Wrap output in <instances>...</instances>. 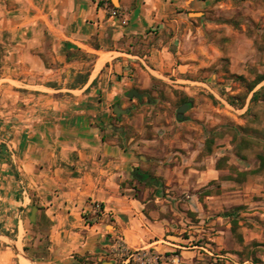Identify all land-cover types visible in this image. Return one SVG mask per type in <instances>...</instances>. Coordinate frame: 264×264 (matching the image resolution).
I'll return each mask as SVG.
<instances>
[{
  "label": "rangeland",
  "instance_id": "rangeland-1",
  "mask_svg": "<svg viewBox=\"0 0 264 264\" xmlns=\"http://www.w3.org/2000/svg\"><path fill=\"white\" fill-rule=\"evenodd\" d=\"M183 2L165 10L163 26L154 24L138 39L149 45L144 60L126 64L127 73L113 70L119 93L99 95L106 101L104 138L113 137L131 156L123 191L144 202L149 218L171 235L165 240L177 245L162 241L168 249L142 252L120 244L105 264L112 256L116 264H125L123 258L128 264H264V78L251 88L264 77V0ZM5 54L0 42V162L24 190L15 135L25 122L21 114L38 115L37 92L30 75H3L22 69L7 64ZM132 89L142 96H128ZM3 208L0 233L15 238L26 229L33 255L34 209L20 214L25 222L17 227L21 208L8 199ZM47 244L43 237V255Z\"/></svg>",
  "mask_w": 264,
  "mask_h": 264
},
{
  "label": "crops",
  "instance_id": "crops-1",
  "mask_svg": "<svg viewBox=\"0 0 264 264\" xmlns=\"http://www.w3.org/2000/svg\"><path fill=\"white\" fill-rule=\"evenodd\" d=\"M111 2L117 15L93 0H0L5 61L22 68L3 75H30L38 114H21L25 122L15 135L24 190L0 162V217L8 210L3 208L7 199L21 208L17 227L25 222L20 216L34 209L29 221L35 230L33 255L25 247L26 229L15 238L0 233V264H23V258L29 264H105L107 253L120 244L142 252L168 249L162 241L174 244L149 218L145 203L123 191L131 156L113 137L104 138L106 101L99 95L119 93L121 82L113 80V70L127 73L126 64L144 60L149 45L138 39L154 24H165L167 8L184 2ZM43 237L48 240L44 255ZM109 259L116 264L114 256Z\"/></svg>",
  "mask_w": 264,
  "mask_h": 264
},
{
  "label": "water",
  "instance_id": "water-1",
  "mask_svg": "<svg viewBox=\"0 0 264 264\" xmlns=\"http://www.w3.org/2000/svg\"><path fill=\"white\" fill-rule=\"evenodd\" d=\"M116 5H117V2H118V0H112ZM118 6V5H117ZM128 96H133V95H135V96H137V97H141L142 96V94L138 91V90H136V89H132V90H130L128 93ZM116 106H118V105H115V107ZM187 106H190V103L189 102H186V103H183L179 108H178V112H177V117L179 118V119H183L184 118V112L187 110ZM115 107H114V109H115ZM119 107V106H118ZM116 111V110H115ZM121 111H124V110H122L121 109ZM117 112V111H116ZM118 113V112H117ZM137 176L138 177H140V178H143L144 177V175L142 174V175H139V174H137Z\"/></svg>",
  "mask_w": 264,
  "mask_h": 264
},
{
  "label": "built area",
  "instance_id": "built-area-1",
  "mask_svg": "<svg viewBox=\"0 0 264 264\" xmlns=\"http://www.w3.org/2000/svg\"><path fill=\"white\" fill-rule=\"evenodd\" d=\"M95 1L96 3L98 4H101V5H104V6H108L110 7V3H111V0H93ZM111 13L112 15H117L118 14V10L116 8H114L112 5H111Z\"/></svg>",
  "mask_w": 264,
  "mask_h": 264
},
{
  "label": "trees",
  "instance_id": "trees-1",
  "mask_svg": "<svg viewBox=\"0 0 264 264\" xmlns=\"http://www.w3.org/2000/svg\"><path fill=\"white\" fill-rule=\"evenodd\" d=\"M111 5H112V2H111ZM112 6H113V5H112ZM113 7H114V6H113ZM115 8H117V7H115ZM263 78H264V77L257 79V80L254 82V84L251 86V88L254 87L257 83H259ZM260 159H261V167L264 168V155H261V156H260ZM143 175H144V177H146V174H143ZM144 177H143V178H144ZM139 178H140V177H139ZM143 178H140V179H143ZM100 207L103 209L104 205H103V204H100Z\"/></svg>",
  "mask_w": 264,
  "mask_h": 264
},
{
  "label": "bare ground",
  "instance_id": "bare-ground-1",
  "mask_svg": "<svg viewBox=\"0 0 264 264\" xmlns=\"http://www.w3.org/2000/svg\"><path fill=\"white\" fill-rule=\"evenodd\" d=\"M115 110L118 112V113H120L121 112V109L118 107V106H116L115 107ZM23 264H29V261L27 260V259H25V258H23Z\"/></svg>",
  "mask_w": 264,
  "mask_h": 264
}]
</instances>
